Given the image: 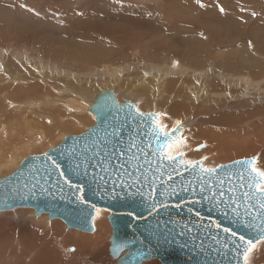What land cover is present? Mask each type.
Instances as JSON below:
<instances>
[{"label": "bare ground", "instance_id": "bare-ground-1", "mask_svg": "<svg viewBox=\"0 0 264 264\" xmlns=\"http://www.w3.org/2000/svg\"><path fill=\"white\" fill-rule=\"evenodd\" d=\"M43 1L46 5L33 2L30 9L22 4H18L20 8L10 6L6 0L1 2L0 44L11 42L14 49L9 50L12 46L1 49L0 45V169L9 164L17 168L20 152L32 147L36 140H46L56 128L80 124L85 112L92 127L95 116L88 109L93 103L92 92L97 89L112 90L118 103L129 101L137 106L141 103L139 110L161 107L166 115L158 116L159 124L167 133L177 125L182 126L180 141L172 144L171 151L183 153V157L179 155L185 162L207 157L216 165L233 154L248 156L257 150L252 132H236L233 126L235 122L264 115L263 105L254 108L253 114L222 112L224 115L209 114L203 119L220 124L219 130L204 126L189 131L188 128L195 121L194 116L193 120L190 118L195 109L201 115L225 108L240 112L259 102L264 104V0H166L161 13L154 6L143 8L129 0H71L73 9H66L69 0L58 9L49 7L50 0ZM13 9L17 10V17L32 25L30 33L16 27L18 19H13ZM51 13L91 35L80 41L72 37L80 35L78 30L70 28L60 34L59 25L44 23ZM158 16L163 22H158ZM137 28V34L129 33ZM65 36L72 38L67 40ZM110 37L137 42L140 48L137 56L143 55L147 63L135 68L128 65L126 72L133 76L124 78L121 61L114 57L119 51L111 48ZM238 41H247L255 47L259 44L258 55L249 49L232 56L213 55L219 46L235 47ZM143 49L147 55L142 53ZM154 62L168 63L161 66ZM104 65L116 67L88 76L87 67L92 70ZM83 66L85 73L80 72ZM44 125L49 126L48 132ZM259 137L264 146V134ZM197 141L205 145L194 153L192 148ZM207 160L201 161L203 167H207ZM18 210L14 216H0V264H116L108 248L111 237L110 225L106 224L108 212L97 213L91 233L77 230L57 233L60 223H47L45 215L39 216L33 218V223L44 225L49 233L39 231L37 235L35 230L29 231L27 223H21L24 218H32L30 210ZM256 245L249 253L251 262L248 261L264 264V241ZM145 263L159 264L153 260Z\"/></svg>", "mask_w": 264, "mask_h": 264}, {"label": "water", "instance_id": "water-1", "mask_svg": "<svg viewBox=\"0 0 264 264\" xmlns=\"http://www.w3.org/2000/svg\"><path fill=\"white\" fill-rule=\"evenodd\" d=\"M137 109L129 101L118 103L112 90L96 93L88 109L95 116L92 127L65 137L41 155L23 159L13 173L0 179V213L32 209L35 217L44 214L49 221H62L67 229L91 233L97 210L106 211L111 227L109 254L116 264L151 260L245 264L248 245L237 250L238 237L254 245L264 241L261 218L252 220L260 211L257 194L253 189L251 207L243 196L248 185L259 179L250 174L257 157L219 165L212 173H203L201 162H194L195 168L186 166L180 156L175 161L162 159L161 153L179 140L182 126L167 133L157 114ZM119 149L125 150L122 157ZM244 161L255 164L242 167L238 162ZM66 179L83 192L64 183ZM221 190L223 197L211 196ZM225 227L236 236L224 233Z\"/></svg>", "mask_w": 264, "mask_h": 264}, {"label": "rangeland", "instance_id": "rangeland-1", "mask_svg": "<svg viewBox=\"0 0 264 264\" xmlns=\"http://www.w3.org/2000/svg\"><path fill=\"white\" fill-rule=\"evenodd\" d=\"M7 2H8V5H10V6H13V7H17V8H20V6L18 5V4H22V6H24L25 7V9H30L31 7H32V4H33V2L35 3V4H37L38 6H41V5H46L45 4V1H43V0H33V2L32 1H30V0H6ZM53 1V2H52ZM50 0V3L48 4L49 5V7L50 8H55V9H58V7H59V5L60 4H62L63 2H68L67 0ZM129 1H131V3L132 4H134L135 6H141V7H143V8H148V7H152V6H154L155 7V10H156V12L157 13H161L163 10L162 9H164V6L166 5H164V3H165V1L166 0H155L154 2H150V3H147V2H145V0L143 1V0H129ZM163 1H164V3H163ZM1 2H3V0H0V8H1ZM55 2V3H54ZM70 2V3H69ZM69 2L67 3V5H66V9H73L74 7H73V5H71V0H69ZM53 3H54V5H53ZM65 3V4H66ZM58 6V7H57ZM15 10V11H14ZM0 12H2V11H0ZM3 13V12H2ZM5 13V12H4ZM15 13H17V10L16 9H13V11H11V14L13 15V19L15 18L18 22L15 24L16 25V27H18L19 29H21V30H23V31H25L26 33L30 30V29H32V25L30 24V23H28V22H26L25 23V21L23 22L19 17H17L16 16V14ZM6 14V13H5ZM18 14V13H17ZM41 16H43V14L41 15ZM55 17V18H54ZM48 18H49V20H48ZM14 19V20H15ZM157 20H158V22H163V19L160 17V16H158V18H157ZM160 20V21H159ZM44 23H47L48 25H52V24H57V25H59V27L61 28V31H59V33L61 32L62 34H63V32H65L66 31V29H73L74 31H76V30H78L79 31V34L81 35L82 34V36L80 37V35H75V34H73L72 35V37L73 38H77L78 40H80L81 41V38H82V41L84 40H86V39H88V36H90L91 34H89V35H87L86 33V31L85 30H82L81 28H79V26L77 27V26H75V24L74 23H70V22H68V21H61L60 19H59V17H58V14L56 13V14H47V21L46 22H44ZM144 26H145V24H144ZM79 28V29H78ZM139 31V29L137 28L136 29V31H130L129 33H132V34H137L136 32H138ZM81 32V33H80ZM28 33H30V32H28ZM27 33V34H28ZM60 33V34H61ZM85 33V34H84ZM84 35V36H83ZM60 36V35H59ZM49 37V36H48ZM72 37H70V36H65V39H67V40H69V39H71ZM78 37H80V38H78ZM92 37V36H91ZM50 38V37H49ZM84 38V39H83ZM111 38V42L112 43H110V45H111V48H115V49H117L119 52H117L115 55H114V57H118L117 59L118 60H120L121 61V63H120V68L122 69V74L124 75V78L125 77H130V76H133L134 74H129V72H128V74H127V72H126V70H127V66L128 65H130L131 66V68H135V66H138V67H141V65H144V63H147L146 62V59H145V57L142 55V58H140L141 56H137V54H138V52L140 51V48H139V46H137V42H136V44L135 43H130L129 42V40H127V39H122V38H116V40H114V39H112V37H110ZM123 40V41H122ZM249 40V39H248ZM247 40V41H248ZM247 41H244V42H240V41H238V43H237V45L234 47V46H232V45H227V44H225V45H221V46H219V50L217 49L214 53H213V55L215 56L216 54H219V55H222V56H232L234 53H238L239 51L240 52H242V51H247V49H249V51H251V53L253 52L255 55H258V51H259V49L258 48H260L261 46L259 45V44H256V47L255 46H253L252 44H247ZM124 42V43H123ZM126 42H128V43H126ZM210 42V41H209ZM211 43V42H210ZM1 45V49H3V48H10L11 46V48L9 49V50H13L14 49V47H13V43H11V42H5L4 41V43L3 44H0ZM120 46V47H119ZM249 46H251V47H249ZM118 47V48H117ZM209 47H210V44H209ZM13 48V49H12ZM126 50V51H125ZM10 51V52H11ZM27 51V50H26ZM124 51H125V53H124ZM145 50L143 49L142 50V53L144 54V55H147V53H145L144 52ZM4 52V51H3ZM6 52V51H5ZM8 52V53H7ZM6 53L7 54H9L10 52L9 51H7ZM252 53V54H253ZM128 55V56H127ZM113 57V58H114ZM131 61H132V63H131ZM150 61H152L153 62V60H150ZM150 61H148V62H150ZM129 63V64H128ZM155 64H159V65H161V66H163L164 64H167L168 62H165V63H159V62H154ZM174 63V61H172V64ZM119 65V64H118ZM81 66V65H80ZM116 66H108V65H104V66H102V67H97V66H95L94 67V69H88L89 67H87V70H86V66H83V68H81V70H80V72L81 73H85L84 71L86 70V72H88L89 74H88V76L89 77H91V76H95V75H99L100 74V72H103L104 70H107V69H114ZM83 70V71H82ZM138 72V71H137ZM95 73V74H94ZM107 76V75H106ZM123 78V79H124ZM99 91H101L100 89H97V91L95 90V91H93L92 92V96L93 95H95V92L96 93H98ZM67 96H70V95H67ZM123 96V98H125V96L124 95H122ZM63 97H65V96H63ZM85 99V98H84ZM86 100H90V102H91V99L89 98V99H87L86 98ZM120 103H123L122 101L120 102ZM260 103V102H259ZM259 103H257L256 104V106L254 107V105H250L249 106V108H247V109H245V110H241L240 112H239V109H228V108H225V109H221V110H219V111H211V112H203V113H201V115H203V117H201V115H200V113H199V111L197 110V109H195V112L193 113V115H191V117L190 118H192L193 116V118L195 119V121H194V123L192 124L191 123V126L188 128V131L189 130H192L193 129V127H195L196 129L197 128H199L198 126H200V128L201 127H209V128H212V129H214V128H216V129H222V126L220 125V124H213V123H209V122H207V121H205V120H203L204 118L206 119L207 117H209V114H210V117H212V116H219V115H224V114H239L240 113V115L241 116H244L246 113H248V114H250V112L252 113V111H253V109L254 110H256V109H259V108H261V107H263L264 106V104H263V102H261L260 104ZM137 105V104H136ZM139 105H141V103H138V106ZM259 105V106H258ZM263 105V106H262ZM137 106V107H138ZM253 107V108H252ZM252 110H251V109ZM139 109V108H138ZM228 110H229V112H228ZM249 110V111H248ZM251 110V111H250ZM140 112H142V113H154V114H157L160 118L161 117H164V111H163V109L160 107V109L158 110V109H156V108H152V109H148L147 111H144V110H139ZM233 111V112H232ZM235 111V112H234ZM245 111V112H244ZM156 112V113H155ZM198 112V113H197ZM224 114H223V113ZM226 112V113H225ZM228 112V113H227ZM163 113V114H162ZM195 113H197V115H195ZM85 114V115H84ZM83 114V121L80 123V124H74V125H71V127L69 126L68 128H61V127H59V128H56L52 133H50L49 135H48V137H47V139L46 140H36V143L32 146V147H30V148H28L27 150H25V151H23V152H20L19 153V155H20V157H19V159L17 160L18 162H17V165L18 164H20L21 162H22V160L23 159H25V158H27V157H30V156H35V155H41L42 153H44V152H46V151H48V150H50V149H52V148H55V147H57L62 141H63V139L65 138V137H67V136H78V135H81V134H83V133H85L86 131H87V129H88V127L89 126H91L92 124L89 122L90 121V119H88L89 118V114H88V112H85ZM160 114H162V116L160 115ZM253 114V113H252ZM166 115V114H165ZM212 115V116H211ZM197 116H199V117H197ZM206 116V117H205ZM87 117V118H86ZM201 117V118H200ZM255 117V116H254ZM252 118L251 120L250 119H248L247 121H243L242 123H240V122H235V124H234V126H233V128L235 129V131L237 132V131H243V130H246V131H250V132H252V134H253V136H254V138L256 139V143H255V147H256V151H254L253 153L251 152L248 156L247 155H245V154H243V153H238V154H233L231 157L232 158H230V159H228L227 161H223V162H220V163H218V164H216L215 165V163H213V161H209V160H207L208 161V163H207V168H216V167H218L219 165H222V164H228V163H230V162H233V161H236V160H240V159H246V158H250V157H253V156H258V160H257V162H256V164H255V167L258 169V170H260V171H264V160H262V156H263V153H264V146L262 145V143L260 142V139H261V137H259V136H262L263 134H264V120H262V119H264V115L262 114V115H258L257 117H255V118ZM262 117V118H261ZM193 118L191 119V120H193ZM200 120H199V119ZM242 118H244V117H242ZM257 118H259L258 120H257ZM84 119H87V120H84ZM198 119V120H197ZM198 121H199V123H198ZM205 121V122H204ZM193 122V121H192ZM250 124H248V123ZM256 122V123H255ZM238 123V124H237ZM245 123V124H244ZM201 124V125H200ZM242 124H244V125H242ZM247 124H248V126H250V127H248L247 126ZM69 125V124H68ZM160 125V124H159ZM194 125V126H193ZM212 126L213 125V127H210V126ZM216 125V126H215ZM45 126V125H44ZM58 126H61V124L60 125H58ZM73 126H76V127H73ZM84 126V127H83ZM215 126V127H214ZM240 126L242 127V128H240ZM244 126V127H243ZM46 127V132H48V130H49V126L47 125V126H45ZM51 127V129H52V125L50 126ZM67 127V126H66ZM237 127V128H236ZM78 128V129H77ZM79 128H81L80 130H79ZM163 128V127H162ZM194 128V129H195ZM227 128V127H226ZM225 128V129H226ZM63 129V130H62ZM165 129V128H164ZM224 129V130H225ZM261 129V130H260ZM226 130H231V129H226ZM220 131H223V130H220ZM55 132V133H54ZM249 132V133H250ZM77 133V134H76ZM62 134V135H61ZM61 135V136H60ZM256 136H258V137H256ZM181 138V137H180ZM179 141H180V139H179ZM192 142H196V141H192ZM201 142V141H200ZM200 142H198L197 141V143L195 144V147H193L192 149V151L195 153V152H198L197 150H196V148H198V147H204L203 145H205V144H203V142L202 143H200ZM51 143V144H50ZM199 143V144H198ZM52 146V147H50V146ZM261 146V147H260ZM263 146V147H262ZM35 152V153H34ZM259 154V155H258ZM174 155H176V156H180L179 154L177 155V154H174ZM181 157H183V155H181ZM228 157H230V156H228ZM224 159H227V157L226 158H224ZM200 160V161H199ZM204 161L205 163H206V161L203 159V158H198V159H196V160H191L192 162L194 161V162H201V161ZM185 162V161H184ZM14 164H9V165H7V166H5L3 169H0V179H2V178H4V176H8V175H10L13 171H15V167L13 166ZM16 165V166H17ZM13 167V168H12ZM12 172H11V171ZM2 171V172H1ZM2 173V174H1ZM25 209V208H24ZM28 210V209H27ZM30 210V212H29V214L32 216V218L31 217H27V218H24V219H22L21 220V223H27L28 225H29V231L31 230V231H34L35 232V234L37 233V235L39 234V231L40 232H46V233H49V229H47V227H45L44 225H43V227H42V225L41 224H36V223H33V218H37V219H39L40 217H42L43 215H41L40 217H35L34 216V211H32V209H29ZM28 210V211H29ZM15 211H19L18 209H15V210H12V211H8V212H2V213H0L1 215L0 216H3V215H10V216H14L15 215V213H17V212H15ZM12 212V213H11ZM8 213V214H7ZM33 213V214H32ZM29 215V216H30ZM46 216V221H47V223H53V222H58V223H60V225H61V227L60 228H58V230H57V233H63V232H74L75 230H71V229H67L66 228V226H65V224L62 222V221H60V220H52V221H49L48 220V218H47V215H45ZM108 216H109V213H108ZM108 216H107V219H106V224L108 223ZM24 220V221H23ZM25 220H27V222L25 221ZM28 220H30V221H28ZM32 221V222H31ZM49 221V222H48ZM32 223H33V225H32ZM31 224V225H30ZM37 225H39L40 227H37ZM33 226H34V228H33ZM107 226H109V223L107 224ZM15 227H17V229H19V227L20 226H18V225H15ZM37 228V229H36ZM41 229V230H40ZM43 229V230H42ZM108 229L109 230H111V227L109 226L108 227ZM63 230V231H62ZM66 230H68V231H66ZM48 231V232H47ZM78 232V231H77ZM108 241H107V244H106V246H108ZM257 246V245H256ZM109 248V247H108ZM106 249H107V247H106ZM107 251V250H106ZM248 260L250 261V255L248 254ZM153 261H156V262H158L159 263V261H157V260H153ZM248 261V262H249ZM251 262V261H250ZM249 262V263H250ZM150 263V262H149ZM249 263H247V264H249ZM146 264V263H145ZM160 264V263H159ZM250 264H252V263H250Z\"/></svg>", "mask_w": 264, "mask_h": 264}, {"label": "snow or ice", "instance_id": "snow-or-ice-1", "mask_svg": "<svg viewBox=\"0 0 264 264\" xmlns=\"http://www.w3.org/2000/svg\"><path fill=\"white\" fill-rule=\"evenodd\" d=\"M137 112L139 113V109H137ZM142 115V113H141ZM180 122L178 121L177 124H179ZM179 143V142H177ZM132 147V146H130ZM163 147V146H162ZM169 150L166 153H161V158L162 159H167L168 161H175L177 159V156L173 154V152L171 151L172 145L170 144L168 146ZM116 151V149H114V152ZM120 155L121 157L125 154V150L124 149H119ZM180 155H183V153H179ZM97 155H101L100 153H97ZM103 155L107 156L108 153H103ZM204 160L207 159V157L203 158ZM53 163L55 164V161H53ZM241 164L242 167H244L245 165H254L255 161H244V162H238ZM186 166H191L193 168H195L197 165L192 162V161H186L185 162ZM58 167V165H57ZM77 167H79V165H77ZM87 171V167H85V172ZM201 171L203 173H212L215 171V169L213 168H207V167H203L202 163H201ZM250 174H255V177H258V181L255 182L254 184H249L248 188L249 191H246L243 193L244 199H245V203H247L249 205V207H251V200L253 199V189L254 192L257 194L255 196V200L258 201L257 207L259 208V212L255 215L252 216V220H255L257 217L261 218L262 221V228H264V171H260L258 170L256 167H251L250 168ZM64 174L61 173V176H63ZM171 179V177H169ZM64 183L69 184L70 187H74L76 188L79 192H83V188L79 185H75V184H71L67 179L64 181ZM204 189L201 188V194H203ZM217 195L223 197L225 195L224 191L221 190L219 193L217 192H212L211 196L212 197H216ZM205 199H209V197L205 196ZM80 199L83 201V196L80 197ZM220 203H224L226 206L229 205V201H224L221 200ZM230 203L234 204L236 206V208L240 207V204L237 203L236 199L234 198H230ZM153 207H155V205H153ZM99 212V210H97ZM238 215V213H237ZM217 228L220 227L219 224L216 225ZM224 233L226 234H231L232 236H236V232L232 231V229H230L229 227H225L223 229ZM215 239V237H214ZM262 239H264V237H262ZM239 243H236L234 241V243H236V248L237 250H239V248L241 247L242 244H247L248 247L244 250V260H245V264H247L248 262V254L250 252H252L253 248L255 247V245L253 244V242L251 240H246L245 237L240 236L238 237Z\"/></svg>", "mask_w": 264, "mask_h": 264}]
</instances>
